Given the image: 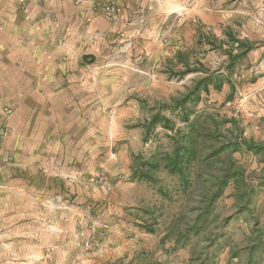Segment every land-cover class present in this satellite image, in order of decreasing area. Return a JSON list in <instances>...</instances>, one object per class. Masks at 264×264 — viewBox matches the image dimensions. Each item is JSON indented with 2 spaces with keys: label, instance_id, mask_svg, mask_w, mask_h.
<instances>
[{
  "label": "rangeland",
  "instance_id": "374dc122",
  "mask_svg": "<svg viewBox=\"0 0 264 264\" xmlns=\"http://www.w3.org/2000/svg\"><path fill=\"white\" fill-rule=\"evenodd\" d=\"M202 1L161 63L113 44L89 95H0V264H264V0Z\"/></svg>",
  "mask_w": 264,
  "mask_h": 264
},
{
  "label": "crops",
  "instance_id": "0c3cea01",
  "mask_svg": "<svg viewBox=\"0 0 264 264\" xmlns=\"http://www.w3.org/2000/svg\"><path fill=\"white\" fill-rule=\"evenodd\" d=\"M112 1L113 20L98 0H0V95H89L108 46L128 45L161 63L191 43L196 24L208 28L218 21L217 7L202 0ZM168 16L179 23L168 27L165 42Z\"/></svg>",
  "mask_w": 264,
  "mask_h": 264
},
{
  "label": "trees",
  "instance_id": "16d2710c",
  "mask_svg": "<svg viewBox=\"0 0 264 264\" xmlns=\"http://www.w3.org/2000/svg\"><path fill=\"white\" fill-rule=\"evenodd\" d=\"M248 51V48H244L242 51H240L239 53H237L236 55H233L231 52H228L227 55L229 57V66H232L233 65V61L235 58H238L240 56H242L243 54H245L246 52ZM188 71V70H187ZM187 71H184L182 73V75L187 72ZM205 80V79H204ZM204 80H202L200 83H204ZM219 88V87H217ZM196 90H198L197 88H195L193 91H190L188 93V95H186L183 99H180L179 101H176V104L179 105V104H182L184 105L186 103V101L191 97L193 96V94H195ZM159 119H162V120H166L165 118L163 119V117H160L159 115H154V117H152V119L150 120V124L153 126L157 123V121ZM183 122L185 123H188L189 125V129L192 130V131H195V125L196 123L198 122L197 120L196 121H190L189 120V115L188 114H183ZM166 127L170 128L168 125H166ZM187 145H184L183 147H181V149L183 150V152L185 153H188L190 157H194L195 156V151L193 149V146H192V139L187 137ZM243 147L246 148L247 150L249 151H254V152H257V151H260L262 148L261 147H256V146H252L251 144H248V143H243ZM232 148L234 150H240V146H238L237 144H234L232 145ZM182 159H183V155L180 153V149L176 148V151L175 153L173 154V157L172 158H169L168 160V169H171L173 171H176L178 173H181L182 171ZM143 169H140V172L138 173V178H141V179H151V175L150 173H148L147 171H142ZM185 182H186V178L183 179ZM216 197L213 196V198ZM211 201V200H210Z\"/></svg>",
  "mask_w": 264,
  "mask_h": 264
},
{
  "label": "built area",
  "instance_id": "2783aa9c",
  "mask_svg": "<svg viewBox=\"0 0 264 264\" xmlns=\"http://www.w3.org/2000/svg\"><path fill=\"white\" fill-rule=\"evenodd\" d=\"M99 9L106 19L113 20L116 16V7L112 0H98Z\"/></svg>",
  "mask_w": 264,
  "mask_h": 264
}]
</instances>
